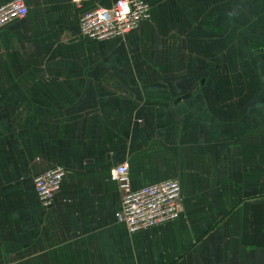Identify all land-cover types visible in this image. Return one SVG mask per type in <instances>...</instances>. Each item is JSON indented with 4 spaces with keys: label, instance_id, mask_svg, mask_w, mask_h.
Instances as JSON below:
<instances>
[{
    "label": "crops",
    "instance_id": "0c3cea01",
    "mask_svg": "<svg viewBox=\"0 0 264 264\" xmlns=\"http://www.w3.org/2000/svg\"><path fill=\"white\" fill-rule=\"evenodd\" d=\"M145 1L124 38L79 33L115 0H24L0 27V264H264V0ZM123 163L132 189L177 180L179 217L129 232Z\"/></svg>",
    "mask_w": 264,
    "mask_h": 264
},
{
    "label": "built area",
    "instance_id": "2783aa9c",
    "mask_svg": "<svg viewBox=\"0 0 264 264\" xmlns=\"http://www.w3.org/2000/svg\"><path fill=\"white\" fill-rule=\"evenodd\" d=\"M81 3L84 0H71ZM24 0H12L0 6V27L13 19L23 18L27 13ZM150 17L145 0H115L111 7L95 6L82 13L79 33L87 40L124 38L137 25ZM67 170L52 166L33 176L34 190L44 207L53 203L54 195ZM110 178L120 192V208L116 213L129 232H136L158 224L175 220L182 212L180 184L175 179L132 189L125 163L110 169Z\"/></svg>",
    "mask_w": 264,
    "mask_h": 264
}]
</instances>
